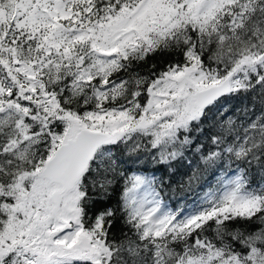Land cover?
I'll list each match as a JSON object with an SVG mask.
<instances>
[{
  "label": "snow or ice",
  "instance_id": "1",
  "mask_svg": "<svg viewBox=\"0 0 264 264\" xmlns=\"http://www.w3.org/2000/svg\"><path fill=\"white\" fill-rule=\"evenodd\" d=\"M0 264H264V0H0Z\"/></svg>",
  "mask_w": 264,
  "mask_h": 264
}]
</instances>
